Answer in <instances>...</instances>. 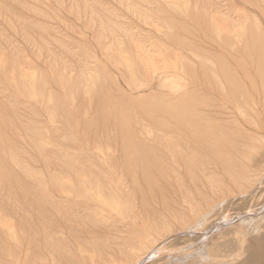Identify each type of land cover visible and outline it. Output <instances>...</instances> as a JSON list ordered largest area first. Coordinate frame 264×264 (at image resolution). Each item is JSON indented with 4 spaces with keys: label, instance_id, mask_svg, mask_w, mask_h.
<instances>
[{
    "label": "rangeland",
    "instance_id": "rangeland-1",
    "mask_svg": "<svg viewBox=\"0 0 264 264\" xmlns=\"http://www.w3.org/2000/svg\"><path fill=\"white\" fill-rule=\"evenodd\" d=\"M178 1L0 0V60L4 63L0 67V211L4 213L0 212V215L18 218L19 224L22 223L24 232L18 235L21 247L30 245L26 262L104 264L118 251L119 246L115 244L134 235L133 223L145 225L152 221L148 224L151 226L167 221L172 228L175 226L174 229L180 226V220H173L174 216L187 214L188 205L183 202L185 196L192 207L202 208L216 200L232 198L237 192L233 181H229L234 173L247 161L249 165L264 154L261 140L264 137V0ZM221 18L228 26H224ZM215 22L222 26L219 32L223 28L225 32L217 33ZM140 56L149 58L148 61L159 69L176 57L175 61L183 68L181 81L176 79L178 90L173 92L164 88L165 84L175 80L170 73L162 74V79H152L140 63ZM163 58L168 60L165 65ZM126 59L135 63V83L123 65ZM222 68L227 73L221 71ZM17 70L27 75L36 73L45 95L41 103L16 91L11 78L18 76ZM15 78L17 86L23 90L19 77ZM136 82H141L138 89L134 85ZM156 100L162 103L160 110L148 111ZM166 105L170 110L165 109ZM49 113L52 115L50 122ZM145 127L151 134L142 131ZM140 131L144 133L139 134ZM261 141L263 144L259 143ZM96 147L104 150L102 156ZM104 159L108 160L106 165L101 164ZM19 163L24 168L28 166L34 176ZM63 173L73 178L77 173L78 178L87 177L91 182L98 177L104 184L111 175L117 181L120 179V193L129 202L131 210H125L122 217L111 215L109 218L106 214L104 218L94 209V202L64 201V194L56 199L40 193L41 178H50L51 184H44L50 188V194L52 191L59 193L52 177ZM30 201L35 205L33 210H28L30 203L27 202ZM23 212L26 213L23 215ZM39 215L43 219L40 220ZM44 218L51 221L46 223ZM45 225H49L48 228ZM0 227V251H5L0 255V264H11L6 252L15 249V243L6 228ZM27 241H38V244ZM47 241L51 249L47 247ZM42 244L47 245L42 247ZM32 256L38 258L37 261Z\"/></svg>",
    "mask_w": 264,
    "mask_h": 264
},
{
    "label": "bare ground",
    "instance_id": "bare-ground-1",
    "mask_svg": "<svg viewBox=\"0 0 264 264\" xmlns=\"http://www.w3.org/2000/svg\"><path fill=\"white\" fill-rule=\"evenodd\" d=\"M170 1V0H169ZM176 1V0H175ZM180 1V0H179ZM178 1V2H179ZM174 2V1H173ZM182 3V2H181ZM184 3V1H183ZM252 3V2H251ZM187 6V5H186ZM257 6V5H256ZM176 7V6H175ZM257 8V7H256ZM261 9V8H260ZM263 15V14H262ZM210 17V16H209ZM214 16H212L213 18ZM246 17V16H245ZM224 19V18H223ZM214 20V18H213ZM216 20V18H215ZM222 23H224V21H222V18L220 19ZM218 20V22L220 21ZM225 20V19H224ZM209 21V19H208ZM246 21V20H245ZM210 22V21H209ZM211 23V22H210ZM227 23V22H226ZM237 23V22H236ZM209 25V24H207ZM210 25H213L210 24ZM221 25V24H220ZM219 24H216V22L214 23V26L216 28V32L218 33L220 28L222 26H220ZM223 25V24H222ZM227 25L224 23V26ZM232 25V24H231ZM241 25V24H240ZM247 25V24H246ZM169 26V24H168ZM204 26V25H203ZM228 26V25H227ZM242 26V25H241ZM250 26V24L248 25ZM233 27V26H231ZM235 27V26H234ZM239 27V26H238ZM237 27V28H238ZM244 26H242L243 28ZM214 28V29H215ZM230 28V26H229ZM236 28V29H237ZM252 28V27H251ZM225 29V28H223ZM222 32H225V30ZM233 29V28H231ZM230 29V30H231ZM247 29V28H246ZM212 30V29H211ZM229 30V29H227ZM226 30V32H227ZM208 31V30H207ZM236 31V30H234ZM244 31V30H243ZM222 32H219L222 34ZM231 33L233 32L232 30L230 31ZM235 33V32H234ZM242 33V32H241ZM220 34V35H221ZM250 34V33H249ZM224 35V34H223ZM228 35H229V32H228ZM231 35V34H230ZM228 38V37H227ZM255 38V37H254ZM154 43V42H153ZM164 44V43H163ZM151 45V44H150ZM256 45V44H255ZM254 45V46H255ZM157 47V46H156ZM160 47V46H159ZM158 47V49H159ZM162 48V47H161ZM160 48V49H161ZM254 48V47H253ZM264 48V47H263ZM139 49V48H138ZM251 49V48H250ZM249 49V50H250ZM140 50V49H139ZM156 50V49H155ZM163 50V48H162ZM161 50V51H162ZM166 50V49H165ZM170 50V49H169ZM117 51V50H116ZM121 51V50H120ZM160 51V50H159ZM158 51V52H159ZM140 52V51H139ZM146 52V51H145ZM202 52V51H201ZM263 52V51H262ZM123 53V52H122ZM130 53V52H129ZM133 53V52H132ZM144 54V52H142ZM188 53V52H187ZM139 54V53H138ZM132 55V54H130ZM140 55V54H139ZM174 55V53H173ZM127 56V55H126ZM135 56V55H134ZM141 56H144V55H141ZM138 57L139 58V61L140 63L143 65V68L145 69L146 72L150 73L151 75V78L154 79V78H157V79H162L163 75H167L168 73H170V76L172 74V76L174 75L175 77V80H173L172 82L170 81L167 84H165L166 86L163 85V82L161 84V87L164 86V88H168L169 90L173 91V92H176L179 88V85H178V82L176 79L180 78L182 79L181 75L180 74H183V68L180 67V63H178L179 61H175V58L173 57L174 60H170L169 61V65L166 67L164 66L165 65V58H163L164 62H162L164 65V68L163 69H159L155 64H153L150 60L148 61L147 57L146 59L143 57ZM167 56V55H166ZM171 56V55H170ZM177 56V55H175ZM180 56V55H179ZM251 56V55H250ZM258 56V55H257ZM152 57V55H151ZM168 57V56H167ZM178 57V56H177ZM181 57V56H180ZM137 58V57H136ZM135 58V59H136ZM162 58V57H161ZM254 58V57H253ZM124 59V58H123ZM180 58H178L177 60H179ZM182 59V58H181ZM168 60H166L167 62ZM264 61V60H263ZM183 62H184V59H183ZM181 61V63H183ZM259 62V61H258ZM199 63V62H198ZM253 63V61H252ZM4 64V63H3ZM3 64L0 60V67L2 68L3 67ZM134 61H132L131 59H126L123 63L124 67L126 68V71L129 73L131 79H132V82L135 83V66H134ZM160 64V63H159ZM230 64V63H229ZM8 65V64H7ZM183 65V64H182ZM262 65V63H261ZM141 66V65H139ZM162 66V67H163ZM185 66H186V63H185ZM224 66V65H223ZM226 66V65H225ZM250 66H252L250 64ZM10 67V66H9ZM222 67V66H220ZM254 67V66H253ZM243 68V67H242ZM247 68V67H246ZM15 69V68H14ZM248 69V68H247ZM246 69V70H247ZM7 70V69H6ZM162 70V71H160ZM188 70V69H187ZM221 71L223 70L220 69ZM256 70V69H255ZM10 71V70H9ZM137 71V69H136ZM139 71V70H138ZM137 71V72H138ZM190 71V70H188ZM218 71V70H217ZM223 71H226V70H223ZM242 71V70H241ZM254 71V70H253ZM16 72V71H15ZM14 72V73H15ZM142 72V71H141ZM193 72V71H192ZM214 72V71H213ZM229 72V71H228ZM231 72V70H230ZM257 72V71H256ZM7 73V72H6ZM184 73H187V72H184ZM222 73V72H221ZM225 73V72H224ZM227 73V71H226ZM36 73H31V75H27L26 73H23L21 72L20 70H17V75L15 73V75L17 77H19L18 79L20 80L19 82H21L20 87L22 85L23 87V90H21V88H19L17 85V82L16 80H14V78H11V80L13 79V82L15 84V88H16V91L19 93H21L23 96H26L27 95V98L29 99H35V101L37 100V102L41 103L44 99V96L43 95V88L39 87V83L38 82V78H36L35 76ZM141 74V73H139ZM215 74V72H214ZM256 74V73H255ZM254 74V75H255ZM264 74V73H263ZM162 75V76H161ZM169 75V74H168ZM216 75V74H215ZM222 75V74H221ZM231 75V74H230ZM141 76V75H140ZM218 76V75H217ZM224 76V75H223ZM228 76V75H227ZM248 76V75H247ZM9 77L8 76V80H9ZM16 77V78H17ZM145 77V76H144ZM167 77V76H165ZM173 77V79H174ZM177 77V78H176ZM244 77V76H243ZM15 78V79H16ZM138 78V77H137ZM228 78V77H227ZM247 78V77H246ZM139 79V78H138ZM225 79V78H224ZM229 79H232V78H229ZM260 79V78H259ZM45 80V79H44ZM129 80V79H128ZM165 80H168L165 78ZM170 80V79H169ZM220 80V78H219ZM241 80V79H239ZM250 80V79H248ZM66 81V80H65ZM80 81V80H79ZM92 81V80H91ZM94 81V80H93ZM181 81V80H180ZM218 81V80H217ZM216 81V82H217ZM238 81V80H237ZM243 81V80H242ZM46 82V81H45ZM69 82V81H68ZM81 82V81H80ZM116 82V81H115ZM185 82V81H184ZM236 82V80H235ZM255 82V81H254ZM71 83V82H70ZM82 83V82H81ZM130 83V81H129ZM145 83V82H144ZM215 83V82H214ZM218 83V82H217ZM216 83V84H217ZM233 83V82H232ZM64 84V83H63ZM77 84V83H76ZM97 84V83H96ZM139 85L141 84V82L138 83ZM136 82V84H134L136 87L139 86ZM145 84H148V83H145ZM222 84V83H221ZM91 85V84H90ZM144 85V84H143ZM13 86V85H12ZM146 86V85H145ZM224 86V85H223ZM235 86V85H234ZM238 86V85H237ZM8 87V86H7ZM68 87V86H67ZM149 87V86H148ZM66 88V87H65ZM140 88V87H139ZM144 88V87H143ZM163 88V87H162ZM230 88V87H229ZM69 89V88H68ZM82 89V88H81ZM80 89V90H81ZM103 89V88H102ZM138 89V87L136 88ZM257 89V88H256ZM144 90V89H143ZM212 90V89H211ZM221 90V89H219ZM244 90V89H243ZM15 91V90H14ZM185 91V90H184ZM227 91V90H226ZM246 91V90H245ZM221 94V93H220ZM223 94H226L223 92ZM246 94V93H245ZM146 95V94H144ZM161 95V94H160ZM178 95V94H177ZM189 95V94H188ZM193 95V94H192ZM49 96V95H48ZM149 96V94H148ZM153 96V94H152ZM159 96V95H158ZM232 96V95H231ZM51 97V96H50ZM49 97V99L51 100V98ZM128 97V96H127ZM151 97V96H150ZM169 97V96H168ZM228 97V96H227ZM55 98V97H54ZM136 98V97H135ZM142 98V96H141ZM145 97H143L144 99ZM158 98V97H157ZM176 98V97H174ZM198 98V97H197ZM224 98V97H223ZM48 99V100H49ZM53 99V98H52ZM63 99V98H62ZM155 100V98H153ZM161 99V97H160ZM172 99V98H171ZM170 99V100H171ZM196 99V98H195ZM225 99H226V96H225ZM49 100V101H50ZM138 100H142V99H138ZM136 99V101H138ZM146 100V99H145ZM152 100V97L151 99ZM197 100V99H196ZM263 100V99H262ZM64 101V100H63ZM110 101V100H109ZM132 101V100H131ZM163 101V100H162ZM191 101V100H190ZM114 102V101H113ZM127 102V101H126ZM129 102V101H128ZM157 102V103H156ZM165 102V101H164ZM167 102V101H166ZM55 103V101H54ZM139 103V102H138ZM156 104H154L153 106L150 104V107L148 108L149 110L148 111H156L158 112V108L160 110V104L161 101L160 100H156L155 101ZM178 103V102H177ZM188 103V102H187ZM227 103V102H226ZM38 104V103H37ZM53 104V103H52ZM116 104V103H115ZM137 104V103H136ZM140 104V103H139ZM239 104V103H238ZM54 105V104H53ZM117 105V104H116ZM164 105V104H163ZM181 105V104H180ZM178 105L177 108L180 106ZM225 105V104H224ZM230 105V104H229ZM63 106V105H62ZM67 106V105H66ZM146 106H149V105H146ZM60 107V106H59ZM163 107V106H162ZM166 110L168 109L169 107V104H168V107L167 105L165 106ZM194 107V106H193ZM233 107V106H232ZM53 108V107H52ZM61 108V107H60ZM116 108H119V107H116ZM131 108V107H130ZM135 108V107H134ZM170 108V107H169ZM174 108V107H172ZM241 108V107H240ZM239 108V109H240ZM58 109V108H57ZM111 109V108H110ZM115 109V108H114ZM140 109V108H139ZM187 109V108H186ZM61 110V109H60ZM147 110V109H146ZM145 110V112H146ZM163 109H161L162 111ZM166 110H163V111H166ZM170 110V109H168ZM13 111V110H12ZM66 111V110H65ZM119 111V110H118ZM162 111V112H163ZM173 111V110H172ZM190 111H192L190 109ZM242 111V110H241ZM240 111V112H241ZM58 112V111H57ZM170 112V111H169ZM176 112V111H175ZM187 112V111H186ZM243 112V111H242ZM2 113V112H1ZM46 113V112H45ZM172 113V112H171ZM174 113V112H173ZM179 113V112H178ZM47 114V113H46ZM61 114V113H60ZM154 114V113H153ZM153 114H150V116ZM160 114V113H159ZM177 114V113H176ZM176 114H173L174 116ZM186 114V113H185ZM193 114V113H192ZM197 114V113H196ZM123 115V114H122ZM125 115V114H124ZM166 115V114H165ZM179 115H182V114H179ZM191 115V114H190ZM145 116V115H144ZM163 116V115H162ZM236 116V115H234ZM65 117V116H64ZM173 117V116H171ZM181 117V116H180ZM179 117V118H180ZM51 118H52V115L50 116V113L48 115V120L49 122L51 121ZM77 118V117H76ZM125 118V117H124ZM156 118V117H155ZM159 118V117H158ZM163 118V117H162ZM179 118L178 121H179ZM200 118V116H199ZM176 119V118H174ZM176 119V120H177ZM195 119V118H194ZM71 120V119H70ZM154 120V118H153ZM156 120V119H155ZM166 120V119H165ZM170 120V119H169ZM187 120V119H186ZM196 120V119H195ZM204 120V119H203ZM10 121V120H9ZM14 121V120H13ZM181 121V120H180ZM233 121V120H232ZM235 121V119H234ZM233 121V122H234ZM237 121V119H236ZM235 121V122H236ZM69 120L66 122L68 123ZM166 122V121H165ZM168 122V121H167ZM170 122V121H169ZM198 122V121H197ZM238 122V121H237ZM156 123V122H155ZM161 123V122H160ZM163 123V122H162ZM161 123V125H162ZM177 124L176 121H174V124ZM179 123V122H178ZM186 123V122H185ZM19 124V123H18ZM97 124V123H96ZM165 124V123H164ZM168 124V123H167ZM196 124V122H195ZM194 124V125H195ZM212 124V123H211ZM11 125V124H10ZM81 125V124H80ZM171 125V124H170ZM173 125V124H172ZM178 125V124H177ZM180 125V123H179ZM186 125V124H185ZM188 125V124H187ZM126 126V124H125ZM163 126V125H162ZM174 126V125H173ZM176 126V125H175ZM196 126V125H195ZM164 127V126H163ZM165 127H169V125H166ZM182 127V126H181ZM186 127V126H185ZM169 128H172V127H169ZM168 128V129H169ZM174 128V127H173ZM176 128V127H175ZM178 128H180L178 126ZM198 128V127H197ZM181 129V128H180ZM185 129V128H184ZM260 129V128H259ZM155 130V129H153ZM164 130V129H163ZM164 133H166L165 131H163ZM173 130V129H172ZM177 129H175L176 131ZM247 130V129H246ZM27 131V130H26ZM131 131V130H130ZM142 131H146L147 134L150 133L151 134V130L145 129L142 130ZM174 131V130H173ZM178 131V130H177ZM134 132V131H133ZM154 132V131H153ZM180 132V131H179ZM178 132V133H179ZM189 132V131H188ZM217 132V131H216ZM125 133V132H124ZM130 133V132H129ZM132 133V132H131ZM135 133V132H134ZM133 133V134H134ZM140 133H144V132H139ZM173 133V132H172ZM185 133V132H184ZM127 134V133H126ZM175 134V133H174ZM187 134V133H185ZM207 134V133H206ZM135 135V134H134ZM142 135H145V134H142ZM162 135V134H161ZM167 135V134H166ZM38 136V135H37ZM41 136V135H40ZM148 136V135H147ZM157 136V135H156ZM155 136V137H156ZM173 135H171L172 137ZM251 136V135H250ZM261 136V135H260ZM264 136V134H263ZM146 137V135H145ZM170 137V138H171ZM174 137V136H173ZM191 137V136H190ZM189 137V138H190ZM194 137V136H193ZM42 138V136H41ZM130 138V137H129ZM144 138V137H143ZM175 138V137H174ZM173 138V139H174ZM181 139V137H179ZM207 138V137H206ZM211 138V137H210ZM256 138V137H255ZM156 139V138H155ZM161 139V137H160ZM203 139V138H201ZM215 139V138H213ZM245 139V137H244ZM257 139V138H256ZM128 140V139H127ZM157 140V139H156ZM168 141V139H166ZM175 140V139H174ZM196 140V139H195ZM264 142V137L263 139ZM131 141V140H130ZM140 141V140H139ZM155 141V140H154ZM164 141V140H163ZM194 141V140H193ZM212 141V139H211ZM138 142V141H137ZM135 142V143H137ZM157 142V141H156ZM159 142V140H158ZM165 142V141H164ZM163 142V144H164ZM175 142V141H174ZM173 142V143H174ZM187 142V141H186ZM197 142V141H196ZM200 142V141H199ZM198 142V143H199ZM207 142V141H206ZM263 142H259L260 144ZM177 143V142H176ZM201 143V142H200ZM144 144V143H143ZM182 144V143H181ZM192 144H195V143H192ZM166 145V144H165ZM187 145V143H186ZM196 145V144H195ZM245 145V144H244ZM126 146V145H125ZM128 146V145H127ZM167 146V145H166ZM182 146V145H181ZM189 146V145H188ZM202 146V145H201ZM174 147H175V144H174ZM190 147V146H189ZM207 148V147H206ZM96 149L98 150V153L101 154V156L103 155V151L100 147H96ZM136 149V148H135ZM172 149V148H171ZM185 149V148H184ZM189 149V148H188ZM202 149V148H201ZM239 149V148H238ZM242 149V148H241ZM11 150V149H10ZM127 150V149H126ZM204 150V149H203ZM7 151V150H6ZM97 152V151H96ZM127 152V151H126ZM140 152V151H139ZM170 152V151H169ZM196 152V151H195ZM240 152V151H239ZM202 153V152H201ZM247 153V152H246ZM136 154V153H135ZM134 154V155H135ZM138 154V153H137ZM142 154V153H141ZM207 154V153H206ZM253 154V153H252ZM254 154H255V151H254ZM261 154V153H260ZM127 155V154H126ZM174 155V154H173ZM232 155V154H231ZM262 155V154H261ZM13 156V155H12ZM15 156V155H14ZM19 156V155H18ZM90 156V155H89ZM132 156V155H131ZM213 156V155H212ZM264 156V154L262 155V157ZM97 157V156H96ZM145 157V156H144ZM175 157V156H174ZM254 157V155H253ZM260 157V156H259ZM261 157V158H262ZM15 159V157H13ZM105 158V157H104ZM132 158V157H130ZM134 158V157H133ZM148 158V157H147ZM153 158V157H152ZM232 158V157H230ZM237 158V157H236ZM249 158V156H248ZM247 158V159H248ZM261 158H258L256 162L253 161V163L251 162V159L250 162L253 164V171H252V166L249 164L248 165V161L246 163V165L244 167H240L241 170L239 169V171H236V173H234V175L232 176V180H229V181H233V184L235 185V188L237 190H235L236 193H234L235 195L231 198H228L227 200H221V202H216L215 203H212V204H208L206 207H200V206H197V207H192L191 206V202L190 200L188 199L187 196H185L183 198V202L186 203L188 205L187 209V214L185 215H182L177 218V216H174V220L173 222H175V220H180L179 222V225L178 227H176L174 229V227L172 228V226H169L170 224H167V221H165L164 223L166 224H156V225H153L155 223H153L151 226L148 225L150 222L152 223V221H150L148 224H145V225H142V223H133V227L136 228V230L133 232L134 235L127 238V239H124V241L120 242L119 244H115V245H118L119 247L115 246V248L117 247L118 248V251L116 253H111V257H109L110 259H108V261H105L104 264H264V157L261 159ZM99 159V158H98ZM97 159V161H98ZM142 159V158H141ZM213 159V158H212ZM241 159V158H240ZM248 159V160H249ZM253 159H256V158H253ZM102 160V159H101ZM132 160V159H131ZM190 160V159H188ZM234 160V158H233ZM12 161V160H10ZM15 161V160H14ZM13 161V162H14ZM17 161V159H16ZM15 161V162H16ZM72 161V160H71ZM106 159H104L101 164L102 165H106L107 161ZM134 161V160H133ZM176 161V160H175ZM207 161V160H206ZM80 162V161H79ZM91 162V161H90ZM165 162V161H163ZM168 162V160H167ZM239 162V161H238ZM241 162V161H240ZM12 163V162H11ZM17 163V162H16ZM15 163V164H16ZM75 163H78V162H75ZM83 163V162H82ZM147 163V162H146ZM204 163V162H203ZM207 163V162H206ZM242 163V162H241ZM21 163H19L20 165ZM29 164V163H28ZM74 164V163H72ZM71 164V165H72ZM80 164V163H79ZM91 164V163H90ZM94 164V163H93ZM148 164V163H147ZM161 164V163H159ZM18 165V164H17ZM18 165V166H19ZM77 164H75L76 166ZM88 165V164H87ZM149 165V164H148ZM151 165V164H150ZM212 165V164H211ZM234 165V164H233ZM26 166V165H24ZM136 166V165H135ZM134 166V167H135ZM144 166V165H143ZM142 166V167H143ZM173 166V165H172ZM251 166V168H250ZM20 167H22V169L24 168L23 165ZM28 167V166H27ZM25 167L24 169L26 170V172H28V174L30 176H34L33 173H31L30 169ZM121 167V166H120ZM159 166H157L158 168ZM166 167V166H165ZM237 167V166H235ZM17 168V167H16ZM19 168V167H18ZM110 168V167H108ZM127 168V167H126ZM156 168V167H155ZM163 168V167H162ZM183 168V167H182ZM255 168V169H254ZM32 169V168H31ZM76 169V168H75ZM120 169V168H119ZM153 169V168H152ZM160 169V167H159ZM175 169V168H174ZM21 170V168H20ZM24 170V171H25ZM131 170V169H130ZM148 170V169H147ZM1 171V170H0ZM105 171V170H104ZM141 171V170H140ZM165 171V170H164ZM25 172V173H26ZM93 172V171H92ZM147 172V171H146ZM222 172V171H221ZM233 172V171H232ZM235 172V171H234ZM70 173V172H69ZM78 173V172H77ZM76 174V177L73 178V176L67 174V176H64L66 174H57L55 177H52L53 181L52 183L54 182V184L58 187V190H60V192L58 193L57 191V188L56 191L57 192H54L52 191V194L49 193V189L47 186H44L45 183H48V184H51L50 183V178H48L47 180H43V178H41L42 180L40 181V184H41V188H40V193H42L43 195H48V197H53V198H56V199H59L61 198V194H64L66 195V199L64 201H70L71 202H76L77 200L76 199H80V200H84V201H91V202H94L96 204H98V206L95 204V208L97 211H98V214L101 215L102 217L104 216V218L106 217V214L109 216H113V217H116V216H119V217H122L123 216V212L126 210V211H130L131 210V207H130V204H128L126 201L127 199H124L120 193V189L118 187V183H119V180L118 178V181L113 179L112 175L109 176V178L107 177V182L104 184L100 181V179L98 177H95L94 178V181L91 182L90 180L87 179V177L85 178H78V175ZM107 173V172H106ZM132 173V172H131ZM141 173V172H140ZM144 173V172H143ZM149 173V172H148ZM226 173V172H225ZM228 173V171H227ZM71 174V173H70ZM105 174V172H104ZM110 174V173H109ZM118 174V173H117ZM157 174V173H156ZM233 174V173H232ZM115 175V173L113 174ZM132 175H135V174H132ZM75 176V175H74ZM41 177V176H40ZM46 177V176H45ZM106 177V176H105ZM230 177V176H229ZM33 178V177H32ZM38 178V177H37ZM76 178V179H75ZM7 180V179H6ZM38 180V179H36ZM22 182V181H21ZM121 184V183H120ZM232 184V183H231ZM2 186V185H1ZM39 186V185H38ZM6 187V186H5ZM9 187V186H8ZM54 188V187H53ZM80 188V189H79ZM54 190V189H53ZM63 190V191H61ZM233 190V189H232ZM3 191V190H2ZM231 191V190H229ZM122 192V191H121ZM234 192V191H233ZM39 193V194H40ZM231 195H232V191L230 192ZM229 193V194H230ZM31 194V193H30ZM33 194V193H32ZM33 195H36L35 193ZM36 198V197H35ZM223 198V197H221ZM47 199V197H46ZM55 199V200H56ZM70 199V200H69ZM28 200V199H27ZM36 201V199H34ZM41 200V199H40ZM46 201H49V200H46ZM30 207L28 208V210H33V208H35V205L32 204V202H27ZM40 203V202H39ZM48 203V202H47ZM51 203V202H50ZM49 203V205H50ZM26 204V205H28ZM59 204V203H58ZM207 204V203H206ZM25 206V205H24ZM70 206V205H69ZM68 206V207H69ZM202 206V205H201ZM23 207V206H22ZM74 207V205H73ZM2 208V207H1ZM18 208V207H17ZM26 208V206H25ZM43 207H41V210H42ZM56 208V207H55ZM72 208V207H71ZM16 209V208H15ZM21 209V208H20ZM57 209H58V205H57ZM56 209V210H57ZM60 209V208H59ZM70 209V208H69ZM46 210V208H45ZM72 210V209H71ZM13 211V209H12ZM17 211V210H16ZM21 211V210H19ZM24 211V209H23ZM27 211V209H26ZM47 213L48 210H46ZM73 211V210H72ZM0 212H3V211H0ZM22 212V211H21ZM28 212V215H29V211ZM35 212V211H34ZM40 212V210L38 211V213ZM42 212H45V211H42ZM58 212H60V210H58ZM62 212V211H61ZM67 212V210H66ZM70 213V211H68ZM75 212V211H74ZM4 213V212H3ZM14 213V211H13ZM12 213V214H13ZM17 213H19L17 211ZM24 213L26 212H23L22 214L24 215ZM41 213V212H40ZM68 213V215H69ZM72 213V212H71ZM70 213V214H71ZM131 213H133L131 211ZM11 214V215H12ZM21 214V213H20ZM32 214L33 211H32ZM37 214V212H36ZM97 214V215H98ZM2 215V214H1ZM0 215V226H3L6 228V231L9 233V238L10 236H12L11 238L13 239L12 241L15 243V249L13 250H9L7 251L6 255L8 256V258L10 259L11 261V264H27L28 262L29 263H32V264H41L40 262L38 263L37 259L35 256V251L33 252L35 256H32L33 258L35 257L36 258V261L37 263L34 262V260H32L33 262H30V261H27V257H28V254L29 253V247L30 245L28 246H23L24 248L21 247V242H20V239H19V234L21 231H23V226L21 227V224H19L20 222H18V218L17 219H13L12 216L10 219V216H6V215H3L1 216ZM15 215V214H14ZM18 215V214H17ZM28 215H26L28 217ZM41 216H43L42 214H40ZM39 215V217H41ZM47 214H45L46 216ZM64 215H67L66 213ZM25 216V217H26ZM44 216V217H45ZM48 216V215H47ZM46 216V217H47ZM70 216V215H69ZM16 217V215H15ZM14 217V218H15ZM19 217V216H17ZM23 217V216H22ZM24 217V218H25ZM35 217H38L35 215ZM65 217V216H64ZM107 217V218H108ZM33 218V216H32ZM50 218V217H49ZM110 218V217H109ZM108 218V219H109ZM135 218V217H134ZM29 221H30V218H28ZM37 219V218H36ZM43 219L42 217L40 218V220ZM47 219V218H46ZM108 219H105V220H108ZM23 220V218H22ZM25 220V219H24ZM34 220V219H33ZM39 220V218H38ZM45 220V218H44ZM53 220V219H52ZM151 220V219H150ZM172 220V219H171ZM21 221V220H20ZM32 221V220H31ZM30 221V222H31ZM35 221V220H34ZM47 221L46 223H48L49 221H51V219L48 221V220H45ZM44 221V222H45ZM54 221V220H53ZM52 221V222H53ZM158 221V220H157ZM161 221V220H159ZM158 221V222H159ZM163 221V220H162ZM23 222V221H22ZM29 222V223H30ZM36 222L38 223V221L36 220ZM42 222V221H41ZM55 222V221H54ZM57 222V221H56ZM155 222V221H153ZM177 222V223H178ZM24 223V222H23ZM34 223V222H33ZM33 223H30V224H33ZM58 223V222H57ZM57 223H55V226L57 228V226L59 225H56ZM63 223V222H61ZM150 223V224H151ZM163 223V222H162ZM39 224L40 221H39ZM43 224V223H42ZM139 224L141 226H139ZM144 224V223H143ZM176 224V223H175ZM25 225V224H23ZM29 225V224H28ZM35 225V224H34ZM47 225V224H46ZM45 225V226H46ZM51 225V228L52 229V224H49ZM48 225V226H49ZM178 225V224H176ZM32 226V225H31ZM30 226V227H31ZM36 226V225H35ZM34 226V229L38 228L36 226L35 228ZM44 226V225H43ZM42 226V227H43ZM48 226H46L48 228ZM61 226V225H59ZM64 226V225H63ZM62 226V227H63ZM25 227V226H24ZM40 227V226H39ZM1 228V227H0ZM28 228V227H27ZM26 228V229H27ZM33 228V226L31 227V229ZM54 228V227H53ZM60 228V227H59ZM3 229V228H2ZM25 229V231L27 232V230ZM33 229V230H34ZM174 229V230H173ZM1 230V229H0ZM30 230V229H29ZM140 230V231H138ZM35 231V230H34ZM4 232V231H3ZM2 232V233H3ZM24 232V231H23ZM1 233V234H2ZM6 233V232H5ZM28 233V232H27ZM7 234V233H6ZM5 234V235H6ZM29 234H30V231H29ZM22 235V234H21ZM7 236V235H6ZM5 236V239H7ZM1 237V236H0ZM4 238V235L2 236ZM8 238V240H10ZM22 238V237H21ZM27 239L29 238L26 237ZM35 238H33L34 240ZM1 240V239H0ZM30 240V239H29ZM32 240V238H31ZM36 240H40V239H36ZM51 240V238L49 239ZM123 240V239H122ZM5 241V240H4ZM3 241V243H4ZM24 241V240H23ZM22 241V242H23ZM28 243L30 241H27ZM26 242V243H27ZM33 242V244L37 243L38 244V241H31ZM30 242V243H31ZM46 242V240L44 241ZM27 243V244H28ZM41 243V241H40ZM42 243H43V240H42ZM48 245L47 247L50 245L49 242L47 241ZM6 244V242H5ZM8 245L10 244V241L7 243ZM13 244V243H11ZM24 244V243H23ZM0 245H2V243L0 242ZM46 245L42 244V247H46ZM39 246H41V244H39ZM37 246V247H39ZM55 246V245H54ZM13 247V248H14ZM33 247H36V246H33ZM36 247V248H37ZM57 247V246H56ZM5 248V247H4ZM2 248V249H4ZM49 249H51L50 247H48ZM48 248H45V249H48ZM53 248V247H52ZM110 248V247H109ZM113 248V247H112ZM43 249V248H42ZM54 249V248H53ZM52 249V250H53ZM58 249V248H57ZM81 249V248H80ZM25 250V251H24ZM32 250V249H31ZM44 250V249H43ZM43 250L41 252H43ZM65 250H66V247H65ZM24 251V256L21 255V252ZM33 251V250H32ZM39 252V249L37 250ZM36 251V252H37ZM1 252V251H0ZM48 252V250H47ZM57 252V251H56ZM68 252V251H67ZM111 252V251H109ZM2 253H5V251L1 252L0 255ZM49 253V252H48ZM52 254V252H50ZM63 253V252H62ZM108 253V252H107ZM31 252H30V257H31ZM44 254V252H43ZM50 254V255H51ZM71 254V253H70ZM99 254V253H98ZM110 254V253H109ZM33 255V254H32ZM45 255V254H44ZM43 255V256H44ZM48 254V256H50ZM103 255V254H102ZM100 255V256H102ZM5 256V255H4ZM3 256V257H4ZM41 260L43 257H41V255H39ZM47 256V255H46ZM45 256V257H46ZM52 256V255H51ZM50 256V257H51ZM56 256V255H55ZM73 256V255H72ZM76 256V255H75ZM90 256V255H89ZM2 257V256H1ZM71 257V256H69ZM7 258V259H8ZM32 258V259H33ZM49 257H47L48 259ZM55 258V257H54ZM57 258V257H56ZM66 258V257H65ZM64 258V259H65ZM72 258V257H71ZM95 258V257H94ZM5 259V258H4ZM9 259L7 261H9ZM53 259V257H52ZM52 259L50 258V260L52 261ZM77 259V258H76ZM79 259V258H78ZM93 259V258H92ZM1 260V259H0ZM3 260V258H2ZM30 260V259H28ZM55 260V259H53ZM58 260V259H57ZM72 260V259H70ZM105 260V259H104ZM5 261V260H3ZM9 261V262H10ZM40 261V260H39ZM43 261V260H42ZM41 261V262H42ZM66 261V260H65ZM76 261V260H75ZM80 261V260H79ZM94 261V260H93ZM103 261V260H102ZM2 262V261H0ZM91 262V261H90ZM8 264V262H6ZM28 263V264H29ZM45 263V262H44ZM46 263L49 264L46 260ZM52 263V262H50ZM70 263V262H69ZM75 263V262H74ZM95 263V262H94ZM5 264V263H4ZM53 264V263H52ZM56 264V263H55ZM60 264V263H58ZM64 264V263H63ZM78 264V263H77ZM83 264V263H82ZM92 264V263H90Z\"/></svg>",
    "mask_w": 264,
    "mask_h": 264
}]
</instances>
